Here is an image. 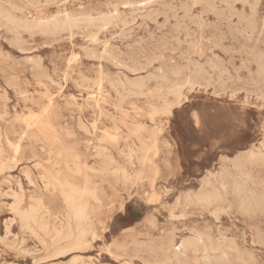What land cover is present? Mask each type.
Wrapping results in <instances>:
<instances>
[{
    "label": "rangeland",
    "instance_id": "1",
    "mask_svg": "<svg viewBox=\"0 0 264 264\" xmlns=\"http://www.w3.org/2000/svg\"><path fill=\"white\" fill-rule=\"evenodd\" d=\"M152 1L0 0V25L4 24L0 26V168L3 158L15 160L0 169V264H176L165 261L158 250L149 254L142 248L158 246L169 235L175 238V247H178L183 239L197 233L201 244L216 248L210 252L211 256H217L216 264H264V209L252 201L248 207L241 206L232 188V182L237 179L233 159L253 149L260 158L246 164L248 177L239 181L255 194L264 193V149L261 148L264 142V0H235L229 5L220 0ZM210 1L214 4L211 10ZM66 16L75 20L74 25L56 29L43 26L48 21L62 22ZM104 16L108 17V23L101 21ZM247 18L254 19L250 31L256 28L250 33ZM87 19L95 21L90 25ZM129 30L132 34L125 33ZM241 43L244 44L240 46ZM127 45L132 48L128 49ZM174 69H179L185 77L192 75L194 85L183 89L185 100L181 106L172 107L168 114L158 98L164 90L160 76L174 80ZM195 69H199V76L192 73ZM192 105L225 121L238 114L246 124L245 135L227 149L190 162L186 156L190 133L184 117ZM44 108H48L46 114L42 113ZM192 112L195 113L194 108ZM98 147L109 158L110 171L106 174L99 171L102 159L93 156ZM57 152L62 153L63 167L68 160L71 166L73 162L78 163L82 170L84 164L94 167L96 171L84 172L103 188L98 194L99 201L88 194L75 198L76 203L82 199L88 202L86 212L93 223L85 237L88 248L58 257L53 256V250L77 237V220L62 203L58 192L44 191L36 169L37 163L49 164ZM74 156L78 159L74 160ZM115 169L118 171L112 173ZM27 170L32 172L34 184L25 179ZM223 172L228 173L223 181L225 188L217 183ZM70 174L71 181L81 186L82 177ZM207 179L218 186L219 202L203 208L177 206L181 195L208 189ZM18 183L23 196L22 208L43 204L58 219H49L47 227H41L36 215L26 216L24 220L15 215L9 207L13 203L9 194L10 189L18 191ZM67 218H70V228L64 225ZM117 245H123V250H118ZM185 255L182 264H201V252Z\"/></svg>",
    "mask_w": 264,
    "mask_h": 264
},
{
    "label": "bare ground",
    "instance_id": "2",
    "mask_svg": "<svg viewBox=\"0 0 264 264\" xmlns=\"http://www.w3.org/2000/svg\"><path fill=\"white\" fill-rule=\"evenodd\" d=\"M18 1V0H17ZM46 1V0H45ZM106 1V0H105ZM117 1V0H116ZM154 1V0H153ZM152 1V2H153ZM165 1V0H164ZM220 1H222V2H224V3H226V4H230V3H232V2H234L235 0H220ZM10 2V1H9ZM16 2V1H15ZM80 2V1H79ZM181 2V1H180ZM195 2V1H194ZM22 3V2H21ZM60 3V2H59ZM62 3H64V1H62ZM66 3V2H65ZM110 3V2H109ZM172 3V2H171ZM183 3V2H182ZM14 4V3H13ZM22 4H25V3H22ZM31 4V3H30ZM61 4V3H60ZM127 4V3H126ZM146 4V3H145ZM249 4V3H248ZM10 5V4H9ZM16 5V4H15ZM20 5V4H19ZM37 5V4H36ZM149 5V4H148ZM166 5V4H165ZM188 5V4H187ZM194 5H195V3H194ZM207 5V4H206ZM233 5V4H232ZM34 6V5H33ZM33 6H31V7H33ZM82 6V5H81ZM126 6V5H125ZM129 6V5H128ZM135 6V5H134ZM162 6V5H161ZM184 6V5H183ZM197 6V5H196ZM14 7V6H13ZM17 7V6H16ZM25 7V6H24ZM124 7V6H123ZM209 8H210V10L211 9H213V7H214V4H213V2H211L210 1V3H209V6H208ZM19 8V7H18ZM64 8H65V6H64ZM168 8V7H167ZM187 8V7H186ZM191 8V7H190ZM189 8V9H190ZM193 8V7H192ZM2 9V8H1ZM20 9H22V7L20 8ZM34 9V8H33ZM32 9V10H33ZM217 9V8H216ZM216 9H214V10H216ZM227 9V8H226ZM37 10H39V9H37ZM63 10V9H62ZM176 10V9H175ZM187 10V9H186ZM228 10V9H227ZM235 10V9H234ZM35 11V10H34ZM65 11V10H64ZM184 11V10H183ZM209 11V10H208ZM223 11V10H222ZM225 11V10H224ZM235 11H237V10H235ZM110 12V11H109ZM115 12V11H114ZM161 12V11H160ZM169 12V11H168ZM199 12V11H198ZM202 12V11H201ZM229 12V11H228ZM2 13V12H1ZM66 13V12H65ZM118 13V12H117ZM116 13V14H117ZM214 13V12H213ZM6 14V13H5ZM79 14H81V13H79ZM134 14V13H133ZM184 14V13H183ZM204 14H205V12H204ZM230 14V13H229ZM229 14H227V15H229ZM232 14V13H231ZM236 14V13H235ZM247 14V13H246ZM47 15V14H46ZM86 15V14H85ZM108 15H111L110 13L108 14ZM135 15V14H134ZM173 15V14H172ZM175 15V14H174ZM177 15V14H176ZM185 15V14H184ZM195 15V14H194ZM197 15V14H196ZM202 14H200V16H201ZM217 15V14H216ZM2 16V15H1ZM0 16V17H1ZM10 16V15H9ZM51 16V15H50ZM90 16V15H89ZM162 16H164V15H162ZM182 16V15H181ZM189 16V15H188ZM191 17H192V15H190ZM214 16H215V14H214ZM240 16H241V14H240ZM262 16V15H261ZM80 17H82V16H79V18ZM86 17V16H85ZM91 17V16H90ZM100 17V16H99ZM165 17V16H164ZM172 17V16H171ZM176 16H174V18H175ZM179 18H180V16H178ZM195 17V16H194ZM198 16H196V18H197ZM217 17H218V15H217ZM223 17V16H222ZM233 15H232V19H233ZM4 18V17H3ZM49 18V17H48ZM93 18V17H92ZM97 18V17H96ZM101 18V17H100ZM112 18V17H111ZM139 18V17H138ZM169 18V17H168ZM182 18H183V16H182ZM193 18V17H192ZM242 18H244V17H242ZM7 18L5 17V20H6ZM45 19V18H44ZM50 19H51V17H50ZM55 19V18H54ZM115 19H116V17H115ZM141 19V18H140ZM157 19V18H156ZM172 19V18H171ZM189 19H190V17H189ZM188 19V20H189ZM195 19V18H194ZM198 19V18H197ZM226 19V18H225ZM237 19H238V17H237ZM262 19V18H261ZM52 20V19H51ZM114 20V19H113ZM117 20H119V19H117ZM137 20V19H136ZM165 20V19H164ZM176 20H178V19H176ZM188 20H187V22H188ZM201 20H204V19H202L201 18ZM221 20V19H220ZM245 20V19H244ZM253 20L254 19H251V18H247L245 21H246V26L247 27H249V30H248V32L250 31V28H252L253 29V27H254V22H253ZM256 20V19H255ZM86 21H88V24H90V25H92L93 24V22L95 21V20H92V19H87ZM101 21H104V22H107L108 21V17H105L104 16V18H102L101 19ZM151 21V20H150ZM156 21V20H155ZM208 21V20H207ZM218 21V20H217ZM223 21V20H222ZM226 21V20H225ZM79 22V21H78ZM132 22V21H131ZM157 22V21H156ZM169 22V21H168ZM190 22V21H189ZM200 22V21H199ZM214 22V21H213ZM237 22V21H236ZM10 23V22H9ZM12 23V22H11ZM74 23H75V20H73L71 17H69V16H66V19L64 20V21H62V22H58V21H56V20H54V21H48V22H45L44 24H43V26H45V27H49V28H52V29H56L57 27H61V26H71V25H74ZM108 23V22H107ZM110 23H112V22H110ZM122 23V22H121ZM126 23V22H125ZM129 23V22H128ZM153 23V22H152ZM206 23V22H205ZM212 23V22H211ZM218 23H221V22H218ZM232 24H233V22H231ZM230 23V24H231ZM102 24H104V23H102ZM116 24V23H115ZM134 24V23H133ZM166 24V23H165ZM184 24V23H183ZM194 24H195V22H194ZM197 24V23H196ZM199 24V23H198ZM200 24H202L203 25V22L202 23H200ZM214 24H215V22H214ZM222 24V23H221ZM231 24V25H232ZM235 24V23H234ZM243 24V23H242ZM241 24V25H242ZM105 25H106V23H105ZM118 25V24H117ZM116 25V26H117ZM124 25V24H123ZM174 25H176V24H174ZM174 25H172V26H174ZM185 25V24H184ZM186 25H187V23H186ZM240 25V24H239ZM0 26H3L4 27V24L3 25H0ZM42 26V27H43ZM104 26V25H103ZM102 26V27H103ZM109 26V25H108ZM108 26H106V27H108ZM142 26V25H141ZM171 26V25H170ZM196 26V25H195ZM208 26H209V24H208ZM211 26V25H210ZM220 26V25H219ZM245 26V27H246ZM256 26V25H255ZM30 27V26H29ZM101 27V26H100ZM105 27V26H104ZM118 27V26H117ZM139 27V26H138ZM146 27H147V25H146ZM178 27V26H177ZM181 27V26H180ZM201 27V26H200ZM200 27H199V29H200ZM205 27V26H204ZM216 27V26H215ZM214 27V28H215ZM218 27V26H217ZM227 27V26H226ZM237 27V26H236ZM5 28H6V26H5ZM16 28V27H15ZM25 28V27H24ZM33 28V27H32ZM72 28V27H71ZM208 28V27H207ZM206 28V29H207ZM231 28V27H230ZM234 28H235V26H234ZM40 29V28H39ZM42 29V28H41ZM105 28H103V30H104ZM181 29V28H180ZM183 29V28H182ZM198 29V28H197ZM211 29H212V26H211ZM246 29V28H245ZM252 29H251V31H252ZM256 29V28H255ZM254 29V30H255ZM131 30V29H130ZM130 30L129 31H126L125 33H128V32H130ZM169 30V29H168ZM185 30H186V28H185ZM215 30H217V28L215 29ZM219 30V29H218ZM222 30V29H221ZM226 30H228V29H226ZM239 30V29H238ZM242 30V29H241ZM240 30V33H239V31H237L236 33L238 34L239 33V37L241 36L240 34H241V32L244 30V28H243V30L241 31ZM253 30V31H254ZM39 31V30H38ZM100 31V30H99ZM102 31V30H101ZM100 31V32H101ZM171 31V30H170ZM229 31V30H228ZM250 31V32H251ZM252 31V32H253ZM40 32V31H39ZM99 32V33H100ZM121 32V34H122V31H120ZM176 32V31H175ZM187 32V31H186ZM193 32H195L194 30H193ZM219 32V31H218ZM221 32V31H220ZM232 32V34H233V31H231ZM244 32H245V30H244ZM249 32V33H250ZM262 32V31H261ZM47 33V32H46ZM61 33V32H60ZM71 33V32H70ZM118 33V32H117ZM131 33V32H130ZM166 33V32H165ZM170 33V32H169ZM168 33V34H169ZM188 33V32H187ZM199 33H200V31H199ZM206 33V32H205ZM235 33V32H234ZM243 33V32H242ZM258 33V32H257ZM35 33H33V35H34ZM37 34H38V32H37ZM40 34V33H39ZM116 34V33H115ZM129 34V33H128ZM132 34V33H131ZM151 34V33H150ZM164 34V33H163ZM167 34V33H166ZM178 34V33H177ZM181 34V33H180ZM195 34V33H194ZM246 34V33H245ZM259 34V33H258ZM258 34H256L257 36H258ZM13 35V34H12ZM32 35V36H33ZM41 35V34H40ZM148 35V34H147ZM153 35V34H152ZM209 35V34H208ZM220 35V34H219ZM222 35V34H221ZM249 35V34H248ZM35 36V35H34ZM47 36V35H46ZM51 36V35H50ZM117 36V35H116ZM154 36V35H153ZM171 36V35H170ZM173 36V35H172ZM178 36V35H177ZM200 37H201V34L199 35ZM205 36V35H204ZM229 36H232L231 34L230 35H228V37ZM249 36H253V35H249ZM69 37L71 38V36L69 35ZM123 37H125L124 35H123ZM129 37V36H128ZM128 37H126V38H128ZM132 37V36H131ZM160 37V36H159ZM176 37V36H175ZM175 37L174 38H172V39H175ZM184 37H186L185 35H184ZM188 37H189V35H188ZM187 37V38H188ZM212 37H213V35H212ZM218 37H220V36H218ZM237 37V36H236ZM244 37V36H243ZM11 38V37H10ZM29 38V37H28ZM44 38V37H43ZM48 38V37H47ZM65 38V37H64ZM91 38V37H90ZM97 38V37H96ZM149 38H151V37H149ZM179 38V37H178ZM195 38V37H194ZM233 38V37H232ZM241 38V37H240ZM246 38V37H245ZM248 38V37H247ZM247 38L246 39H244V40H247ZM257 38V37H256ZM255 38V39H256ZM15 39V38H14ZM92 39H94V38H92ZM91 39V40H92ZM141 39V38H140ZM180 39V38H179ZM184 39H186V38H184ZM191 39H193V38H191ZM202 39V38H201ZM210 39V37H208V39H205V40H209ZM216 39H217V37H216ZM223 39V38H222ZM239 39V38H238ZM249 39H250V37H249ZM248 39V40H249ZM254 39V38H253ZM13 40V39H12ZM59 40V39H58ZM90 40V39H89ZM152 40H154L153 38H152ZM167 40H169L168 38H167ZM181 40V39H180ZM190 40V39H189ZM195 40V39H194ZM198 40H199V38H198ZM205 40H203V41H205ZM212 40H214V39H212ZM237 40V39H236ZM244 40L242 41V42H244ZM93 41V40H92ZM112 41H115V40H112ZM160 41V40H159ZM170 41V40H169ZM191 41V40H190ZM218 41V40H217ZM224 41V40H223ZM238 41H240V40H238ZM252 41V40H251ZM262 41V40H261ZM10 42V41H9ZM95 42V41H94ZM143 42V41H142ZM158 42V41H157ZM161 42V41H160ZM179 42V41H178ZM177 42V43H178ZM186 42H188L187 40H186ZM196 42V41H195ZM195 42H193V43H195ZM197 42H199V41H197ZM196 42V43H197ZM246 42V41H245ZM96 43H98V42H96ZM107 43V42H106ZM135 43V42H134ZM138 43V42H137ZM183 43V42H182ZM189 43V42H188ZM235 43V42H234ZM248 43V42H247ZM108 44V43H107ZM144 45H145V43H143ZM190 44V43H189ZM188 44V45H189ZM209 44V43H208ZM238 44H239V42H238ZM244 44V43H243ZM242 43H241V45L240 46H242L243 45ZM249 44V43H248ZM29 45V44H28ZM88 45V44H87ZM103 45V44H102ZM132 45H134V44H132ZM138 45V44H137ZM180 45V44H179ZM190 45H193L192 43L190 44ZM195 45V44H194ZM200 46H201V44H199ZM198 45V46H199ZM213 45V44H212ZM259 45V44H258ZM261 45V44H260ZM264 45V44H263ZM21 46H22V44H21ZM99 46H101V45H99ZM106 45H104V47H105ZM128 46V45H127ZM130 46V45H129ZM127 47L128 49L131 47ZM142 46V45H141ZM151 46V45H150ZM154 46V45H153ZM225 46V45H224ZM247 46H249V45H247ZM85 47V46H84ZM97 47V46H96ZM113 47H116V46H113ZM125 47V46H124ZM172 48H173V46H171ZM180 47V46H179ZM186 47H187V44H186ZM195 47V46H194ZM202 48H203V45L201 46ZM210 47V46H209ZM220 47V46H219ZM238 47V46H237ZM249 47H251V45L249 46ZM106 48V47H105ZM117 48H119V47H117ZM122 48V47H121ZM126 48V47H125ZM132 48V47H131ZM144 48V47H143ZM143 48H141V50L143 49ZM190 48H192V46L190 47ZM225 48V47H224ZM229 48V47H228ZM228 48H226V50L228 49ZM231 48V47H230ZM248 48V47H247ZM259 48H260V46H259ZM82 49V48H81ZM84 49V48H83ZM133 49H135V48H133ZM140 49V48H139ZM175 49H176V47H175ZM188 49H189V47H188ZM200 49V48H199ZM207 48H205V50H206ZM245 49V48H244ZM250 49V48H249ZM258 49V48H257ZM257 49H254V51L255 50H257ZM262 49H264V48H262ZM7 50H8V48H7ZM72 50V49H71ZM103 50H104V48H103ZM156 50V49H155ZM173 50V49H172ZM201 50V49H200ZM204 50V51H205ZM208 50V49H207ZM234 50V49H233ZM28 51V50H27ZM83 51V50H82ZM130 51H132V50H130ZM144 51V50H143ZM158 51V50H157ZM174 51V50H173ZM236 51H237V49H236ZM238 51H240L239 49H238ZM19 52V51H18ZM24 52H26V51H24ZM31 52V51H30ZM104 52V51H103ZM133 52V51H132ZM146 52V51H145ZM144 52V53H145ZM209 52H211V50H209ZM224 52H226V51H224ZM245 52V51H244ZM121 53H123V52H121ZM134 53H136L135 51H134ZM133 53V54H134ZM138 53V52H137ZM137 53H136V55H134V56H137ZM142 53V52H141ZM141 53H139V54H141ZM152 53V52H151ZM256 53V52H255ZM138 54V55H139ZM203 54V53H202ZM252 54V53H251ZM261 54V53H260ZM117 55V54H116ZM125 55V54H124ZM127 55H128V53H127ZM130 55V54H129ZM128 55V56H129ZM154 55V54H153ZM198 55V54H197ZM204 55V54H203ZM202 55V56H203ZM217 55V54H216ZM243 55V54H242ZM258 55V54H257ZM71 56V55H70ZM118 56V55H117ZM142 56V55H141ZM191 56V55H190ZM189 56V57H190ZM232 56V55H231ZM254 56V55H253ZM259 57H260V55H258ZM263 56H264V54H263ZM88 57V56H87ZM120 57V56H119ZM138 57V56H137ZM148 57V56H147ZM155 57V56H154ZM198 57V56H197ZM210 57V56H209ZM215 57V56H214ZM218 57V56H217ZM257 57V56H256ZM15 57H13V59H14ZM21 58V57H20ZM32 58V57H31ZM31 58H29V59H31ZM70 58V57H69ZM99 58V57H98ZM100 58H101V56H100ZM115 58V57H114ZM117 58V57H116ZM131 58V57H130ZM142 58H144V57H142ZM207 58H208V56H207ZM206 58V59H207ZM241 58V57H240ZM245 58V57H244ZM251 58V57H250ZM253 58H255V57H253ZM261 58V57H260ZM12 59V58H11ZM22 59V58H21ZM21 59H20V61H21ZM25 59H27V57L25 58ZM145 59V58H144ZM200 59V58H199ZM211 59V58H210ZM219 59V58H218ZM264 59V58H263ZM32 60H33V58H32ZM101 60V59H100ZM138 60V59H137ZM156 60V59H155ZM180 60V59H179ZM223 60V59H222ZM236 60V59H235ZM243 60V59H242ZM253 60H255V59H253ZM257 60V59H256ZM19 61V62H20ZM31 61V60H30ZM122 61V60H121ZM130 61H131V59H130ZM136 61V60H135ZM140 61V60H139ZM185 61V60H184ZM192 61V60H191ZM211 62H212V60H210ZM262 61V60H261ZM261 61H260V63H261ZM29 62V61H28ZM34 62H35V60H34ZM138 62V61H137ZM182 62V61H181ZM205 62V61H204ZM225 62V61H224ZM30 63V62H29ZM139 63V62H138ZM172 63V62H171ZM199 63V62H198ZM205 63H207V62H205ZM213 63V62H212ZM228 63V62H227ZM226 63V64H227ZM240 63V62H239ZM264 63V62H263ZM263 63H261V64H263ZM35 64V63H34ZM38 64V63H37ZM136 64V63H135ZM149 64V63H148ZM151 64V63H150ZM202 64V63H201ZM217 64V63H216ZM220 64V63H219ZM218 64V65H219ZM231 64V63H230ZM241 64H243V63H241ZM256 64H257V62H256ZM164 65H165V63H164ZM177 65V64H176ZM214 65V64H213ZM258 65V64H257ZM260 65V64H259ZM166 66V65H165ZM185 66V65H184ZM193 66V65H192ZM215 66V65H214ZM230 66H233L232 64L230 65ZM263 66V65H262ZM136 67V66H135ZM140 67V66H139ZM146 67H147V65H146ZM164 67V66H163ZM188 67V66H187ZM216 67H217V65H216ZM219 67V66H218ZM240 67V66H239ZM258 67V66H257ZM261 67V66H260ZM27 68V67H26ZM158 68V67H157ZM166 68V67H165ZM170 68V67H169ZM176 68H178V67H176ZM225 68V67H224ZM234 68H235V66H234ZM242 68V67H241ZM140 69H142L141 67H140ZM160 69V68H159ZM245 69V68H244ZM250 69V68H249ZM261 69H262V67H261ZM263 69H264V67H263ZM157 70V69H156ZM172 70H173V68H172ZM217 70V69H216ZM224 70V69H223ZM227 70V69H226ZM240 70V69H239ZM239 70H237V72L239 71ZM138 71V70H137ZM140 71H144V70H140ZM206 71V70H205ZM219 71V70H218ZM235 71V70H234ZM247 71V70H246ZM249 71V70H248ZM257 71H259V69L257 70ZM122 72V71H121ZM169 72V71H168ZM252 72V71H251ZM254 72H255V70H254ZM173 73V76H174V80H171V79H169L168 77H166V76H164L163 75V77L162 76H160L161 78H162V83H163V86H164V90H163V92H161L159 95H158V98L162 101V103L164 104V106L166 107V111H167V113L169 114L170 113V110H171V108L172 107H179V106H181L182 105V102L185 100V96H184V94H183V89L184 88H187V87H191V86H193L194 85V81H193V78H192V75H187L186 77L183 75V73L179 70V69H174V71L172 72ZM194 75H195V77L196 76H199V74H200V71H199V69H195L193 72H192ZM262 71H261V76H262ZM6 74V73H5ZM159 74V73H158ZM164 74V73H163ZM250 74V73H249ZM260 74V73H259ZM64 75V74H63ZM66 75V74H65ZM64 75V76H65ZM160 75V74H159ZM171 75V74H170ZM203 75V74H202ZM201 75V76H202ZM100 76V75H99ZM155 76V75H154ZM158 76V75H157ZM200 76V78L199 79H201L202 77ZM208 76H209V73H208ZM233 76V75H232ZM236 76V75H235ZM248 76V75H247ZM246 76V77H247ZM13 77H15V76H13ZM18 77V76H17ZM227 77V76H226ZM237 77H238V75H237ZM237 77L235 78V79H237ZM249 77V76H248ZM254 76H252V78H253ZM10 78H12V77H10ZM151 78H152V76H151ZM151 78L149 79V81H151ZM155 78H156V76H155ZM157 78H159V77H157ZM161 78H159V79H161ZM209 78V77H208ZM219 77H217V79H218ZM224 78V77H223ZM241 78V77H240ZM264 78V77H263ZM7 79V78H6ZM14 79V78H13ZM19 79V78H18ZM64 79V78H63ZM142 79V78H141ZM146 79H148L147 77H146ZM145 79V80H146ZM207 79V78H206ZM213 79V78H212ZM221 79H222V77H221ZM234 79V78H233ZM239 79V78H238ZM237 79V80H238ZM242 79H244V78H242ZM246 79V78H245ZM256 79V78H255ZM257 79H258V77H257ZM52 80V79H51ZM101 80V79H100ZM219 80V79H218ZM230 80V79H229ZM232 80V79H231ZM131 81V80H130ZM136 81H138V80H136ZM144 81V80H143ZM148 81V82H149ZM154 81V80H153ZM158 81V80H157ZM205 81V80H204ZM207 81H209V80H207ZM216 81V80H215ZM239 81V80H238ZM250 81V80H249ZM248 81V82H249ZM11 82V81H10ZM51 82H53V81H51ZM129 82V81H128ZM140 82V81H139ZM199 82V81H198ZM224 82H226V81H224ZM235 82V81H234ZM231 83V84H235V83ZM244 82V81H243ZM246 82V81H245ZM251 82H252V80H251ZM55 83V82H54ZM81 83H82V81H81ZM85 83V82H84ZM134 83V82H133ZM254 83V82H253ZM252 83V84H253ZM257 83V82H256ZM10 84V83H9ZM14 84H15V82H14ZM66 84V83H65ZM95 84V83H94ZM124 84V83H123ZM131 84V83H130ZM129 84V85H130ZM135 84V83H134ZM157 84V83H156ZM161 84V83H160ZM211 84H213V83H211ZM221 84V83H220ZM226 84V83H225ZM243 84V83H242ZM143 85V84H142ZM246 85V84H245ZM11 86V85H10ZM78 86H81V85H78ZM117 86V85H116ZM133 86V85H132ZM161 86H162V84H161ZM218 86V85H217ZM250 86V85H249ZM259 86H260V84H259ZM85 87V86H84ZM90 87V86H89ZM92 87V86H91ZM94 87V86H93ZM137 87V89L138 90H141L140 88H141V86H139V85H137L136 86ZM143 87H145V86H143ZM154 87H155V85H154ZM157 87V86H156ZM158 87H159V85H158ZM199 87V86H198ZM204 87V86H203ZM245 87V86H244ZM248 87V86H247ZM251 87V86H250ZM262 87H263V85H262ZM80 88V87H79ZM162 88V87H161ZM217 88H219V87H217ZM228 88V87H227ZM238 88V87H237ZM243 88V87H242ZM82 89H86V88H82ZM115 89V88H114ZM205 89V88H204ZM220 89V88H219ZM264 89V88H263ZM262 89V90H263ZM130 90V89H129ZM221 90V89H220ZM244 90V89H243ZM246 90V89H245ZM88 91V90H87ZM216 91V90H215ZM218 91V90H217ZM246 91H248V90H246ZM250 91H252V90H250ZM98 92V91H97ZM159 92V91H158ZM212 92H214V90H212ZM220 92V91H219ZM262 92V91H261ZM156 93V92H155ZM224 93V92H223ZM245 93V92H244ZM248 93V92H247ZM251 93V92H250ZM260 93V92H259ZM99 94V93H98ZM127 94V93H126ZM157 94V93H156ZM218 94V93H217ZM232 94V93H231ZM122 95V94H121ZM264 95V94H263ZM127 96V95H126ZM169 96H172V99H170L169 98ZM119 97V96H118ZM140 97V96H139ZM245 97V96H244ZM257 97V96H256ZM7 99V98H6ZM151 99V98H150ZM246 99V98H245ZM244 99V100H245ZM259 99V98H258ZM257 101V100H256ZM72 106V105H71ZM44 111L42 112L43 114H46L47 113V110H48V108H44L43 109ZM164 111V110H163ZM109 113V112H108ZM166 113V112H165ZM166 113V114H167ZM112 115V114H111ZM158 115V114H157ZM171 115V114H170ZM103 116V115H102ZM99 117V116H98ZM0 118H1V115H0ZM40 118V117H39ZM143 118V117H142ZM154 121V120H153ZM145 122H146V120H145ZM136 124H138V123H136ZM142 124V123H141ZM35 125V124H34ZM139 125V124H138ZM86 126V125H85ZM147 126V125H146ZM28 128H29V126H27ZM87 128V127H86ZM146 128V127H145ZM32 129V128H31ZM140 132V131H139ZM69 134V133H68ZM38 135V134H37ZM23 137V136H22ZM51 137H53V136H51ZM43 138V137H42ZM145 139V138H144ZM45 140V139H44ZM147 140V139H146ZM55 141V140H54ZM53 141V142H54ZM19 142V141H18ZM51 143H52V141H50ZM29 143V142H28ZM154 143V142H153ZM261 143V142H260ZM53 144V143H52ZM57 144V143H56ZM61 146V145H60ZM16 147V146H15ZM56 147V146H55ZM35 148H37L36 146H35ZM34 148V149H35ZM57 148V147H56ZM261 148H263L264 149V142H263V144H262V147ZM25 149V148H24ZM39 149V148H38ZM259 149V148H258ZM18 150H19V148H18ZM44 151V150H43ZM260 151V150H259ZM31 154V153H30ZM263 154V153H262ZM93 156L94 157H99L100 159H102L101 160V165H100V168H99V171L100 172H104L105 174L107 173V172H109L110 170H109V158H107L106 156H105V154L102 152V148L101 147H98V148H96L95 149V152H94V154H93ZM109 156V155H108ZM235 156V155H234ZM61 157H62V153L61 152H57L56 153V156H55V158L52 160V161H50L49 162V164H47V165H42V164H40V163H37L36 164V169L39 171V173H38V176H39V181H40V183H41V185H42V187H43V189H44V191H46V192H58V194L62 197V199H63V201H62V203L64 202L65 204H66V207H67V209H69L70 210V212H71V215H72V217H74V219L75 220H77V223H76V229H77V237H75V238H72V239H70V240H68L66 243H64L63 245H60L59 247H57V248H55L54 250H53V256H62V255H67V254H69V253H72V252H75V251H84V250H86L87 248H88V242H87V240L85 239V237H86V234L87 233H89L91 230H92V228H93V223L91 222V221H89V218H88V214H87V212H86V210H87V207H88V202L86 201V200H84V199H82V201L81 202H79V203H76L75 202V198L76 197H81V196H83V195H85V194H88L89 196H91L94 200H97V201H99L98 200V194L99 193H102L103 192V188L100 186V185H98L97 183H95V182H93V181H91L90 180V178H89V176L87 175V173L86 172H84V170H87V171H96V169L94 168V167H92V166H88L87 164H84V170H82V168L80 167V165L78 164V163H74L73 162V165L71 166L70 165V163H71V161H65L64 162V167L63 166H61V162H60V160H61ZM222 157V156H221ZM17 158H18V156H17ZM260 158V156L258 155V154H256V153H254V151H253V149H251V150H249L246 154H243V155H239V156H237L235 159H233V161H232V166H233V168H234V170H235V172H236V174H237V179H235L233 182H232V188H233V192L237 195V196H239V201H240V203H241V206H249V205H251V203H250V201H252L254 204L253 205H256V206H258V207H261L262 209H264V193L263 194H255V193H253L252 191H250V190H247L246 188H245V185H243V183L242 182H240L239 181V179H242V180H246L247 179V177H248V174H247V170H246V164L247 163H249V164H252V163H254L255 161H257L258 159ZM262 158V157H261ZM22 159V158H21ZM73 159L74 160H77L78 159V157L77 156H74L73 157ZM2 162V164H1V166H2V168H3V166L5 165V164H7V163H9L10 161H15L14 160V158H13V160H11V158H3V160H1ZM13 163V162H12ZM2 168H0V169H2ZM35 171V170H34ZM118 171V169H115V170H113L112 171V173H116ZM183 171V170H182ZM74 173V174H77V175H79V176H81L82 177V180H83V183H82V185L81 186H78V185H76V184H74L72 181H71V174L70 173ZM32 172L31 171H25L24 172V176H25V179L28 181V183H30V184H34V179L32 178V174H31ZM227 174V175H226ZM228 176V173H226V172H223V174L219 177V179L217 180V183H218V185L220 186V187H222V188H225V184L223 183V181H224V179H225V177H227ZM20 179V178H19ZM9 183V182H8ZM206 186L208 187V189H200L199 191H197V192H195V193H185L184 195H181L179 198H178V200L176 201V204H177V206L178 207H180V208H182V209H185V208H187V207H189V206H201V208H203L202 206H210V205H214L215 203H217V202H219L220 200H221V196H220V194H219V188H218V186L217 185H215L214 183H212V182H210V180H206ZM253 184V183H252ZM166 191H168V190H166ZM135 193H137V191L135 192ZM179 194V193H178ZM134 195H136V194H134ZM8 196V195H7ZM9 196H11L12 198H13V203L12 204H10V210L15 214V215H18L19 217H20V219L21 220H24V218L26 217V216H30V217H32V216H38V219L40 220V226L41 227H47V224H48V222H49V219H51L52 220V218L53 219H56L57 218V215H56V213H54L53 211H51L50 209H48V208H46L43 204H39V206L38 207H30L29 209H24V208H22L21 207V203H22V191H21V187H20V184L18 183V191H14V190H12V189H10V194H9ZM140 196V195H139ZM141 199V198H140ZM144 200V199H143ZM129 201V200H128ZM38 203V202H37ZM4 206V205H3ZM176 207V206H175ZM12 212H10V213H12ZM207 213V212H206ZM208 214V213H207ZM216 215V214H215ZM241 215V214H240ZM170 216V215H169ZM218 216V215H217ZM246 216V215H245ZM168 217V216H167ZM185 217V216H184ZM153 218H155V217H153ZM176 218V217H175ZM58 219V218H57ZM70 218H67V220H66V223L64 224L67 228H70V220H69ZM177 219H178V217H177ZM180 219V218H179ZM12 220H14V219H12ZM167 220H169V219H167ZM15 221V220H14ZM13 222V221H12ZM10 223V222H9ZM61 223V222H60ZM150 224H151V226L152 227H154L153 226V224L150 222ZM2 225H3V223H2ZM102 225V224H101ZM256 225V224H255ZM100 226V225H99ZM62 227H63V225H62ZM102 229V228H101ZM258 229V228H257ZM8 230H10V229H8ZM46 230V229H45ZM5 232V231H4ZM34 232V231H33ZM264 232V231H263ZM9 233H11V232H9ZM71 231H69V235L71 236ZM66 234V233H65ZM139 234V233H138ZM57 235V234H56ZM67 235V234H66ZM141 235H142V233H141ZM4 236H5V234H4ZM60 236V235H59ZM68 236V235H67ZM158 236V235H157ZM145 237V236H144ZM66 238V237H65ZM70 238V237H69ZM147 238V237H146ZM253 238V237H252ZM67 239V238H66ZM134 239H136V237L134 238ZM151 239V238H150ZM152 240V239H151ZM21 241H22V239H21ZM20 241V242H21ZM93 241V240H92ZM161 241V240H160ZM175 238L172 236V235H169V236H167V237H165L164 239H163V241L158 245V246H147V247H145V248H142L143 249V251H145V252H147V253H149V254H151V253H155L156 252V250H158V251H160L161 253H162V257H163V259L165 260V261H174L176 264H182V256L183 255H185L186 253H188V252H191V253H194V254H198V253H202L203 255H202V261L200 262L201 264H216L217 263V256L216 257H213V256H211L210 255V252H214V251H216V248L212 245V244H209V245H203V243L201 244V236H200V234L199 233H197V234H195L193 237L191 236V237H187V238H185V239H183L182 241H181V243H180V245L178 246V247H175ZM243 243V242H242ZM257 243V242H256ZM138 244V243H137ZM246 245V244H245ZM255 245V244H254ZM257 245V244H256ZM146 246V245H145ZM142 247V246H141ZM249 247V246H248ZM116 248L118 249V250H123V248H124V246L123 245H117L116 246ZM259 248H260V246H259ZM35 249V248H34ZM250 249V248H249ZM36 250V249H35ZM221 251V250H220ZM245 251V250H244ZM252 251V250H251ZM26 252V251H25ZM109 252V251H108ZM223 252V251H222ZM248 252V251H247ZM106 253V252H105ZM225 253V252H224ZM23 254H24V251H23ZM33 254V253H32ZM108 254V253H107ZM110 254V253H109ZM240 254V253H239ZM250 254V253H249ZM252 254H253V252H252ZM260 254V253H259ZM186 256V255H185ZM195 256V255H194ZM222 256V255H221ZM254 256V255H253ZM252 256V257H253ZM80 257V256H79ZM251 257V258H252ZM250 258V259H251ZM259 258V257H258ZM239 259V258H238ZM254 259H256V258H254ZM35 261V260H34ZM195 261H197V259H195ZM194 261V262H195ZM33 262V261H32ZM31 262V263H32ZM72 262V261H71ZM74 262V261H73ZM97 262V261H96ZM196 263V262H195ZM12 264V263H11Z\"/></svg>",
    "mask_w": 264,
    "mask_h": 264
},
{
    "label": "snow or ice",
    "instance_id": "3",
    "mask_svg": "<svg viewBox=\"0 0 264 264\" xmlns=\"http://www.w3.org/2000/svg\"><path fill=\"white\" fill-rule=\"evenodd\" d=\"M195 109V113L192 109ZM185 121L190 133L186 145L187 159L195 163L212 152H219L231 147L243 138L246 124L237 114L227 121L213 117L198 105H192L185 113Z\"/></svg>",
    "mask_w": 264,
    "mask_h": 264
}]
</instances>
